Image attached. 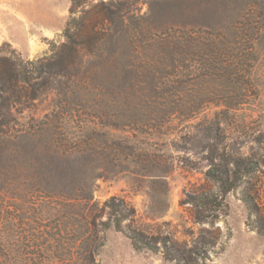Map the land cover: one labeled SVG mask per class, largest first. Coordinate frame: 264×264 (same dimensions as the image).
<instances>
[{
	"label": "rangeland",
	"instance_id": "1",
	"mask_svg": "<svg viewBox=\"0 0 264 264\" xmlns=\"http://www.w3.org/2000/svg\"><path fill=\"white\" fill-rule=\"evenodd\" d=\"M72 1L67 0L63 30L36 38L35 32L50 24L61 0H0V57L24 62L51 57L53 46L66 41L64 29L71 18L96 7L141 16L159 29L218 27L244 10L257 15L259 26H264V0H89L71 14ZM255 59L250 85L245 82L239 90L250 95L244 106L227 110L211 105L197 118L174 119L159 128L113 130L104 121L87 120L99 136L86 153L77 152L75 145L68 153L56 149L50 134L37 131L38 121L61 101V94L56 97L48 86L36 82L38 99L11 116L0 107V208L18 199L16 171L22 168L24 177L36 174L26 190L44 191L34 195L46 201L43 225L61 238V264L81 263L76 245L79 207L73 205L81 198L90 199L103 221L108 220L111 208L106 203L112 198L126 201L135 211L123 221L124 232L112 226L99 233L103 246L96 264H264V235L255 230V218L241 200L248 195L264 210V38ZM80 124L67 129L68 143L80 139L85 122ZM31 126L35 133H19ZM8 130L11 134H5ZM119 147L127 149L122 152ZM237 162L242 176L235 180ZM213 169L231 191L225 198L227 214L221 213L211 224L208 210L189 203L188 196L219 192L221 183ZM63 196L73 198L70 206ZM65 207L70 210L68 218ZM15 235L0 225V245H14ZM11 249L0 246V264H31Z\"/></svg>",
	"mask_w": 264,
	"mask_h": 264
},
{
	"label": "trees",
	"instance_id": "2",
	"mask_svg": "<svg viewBox=\"0 0 264 264\" xmlns=\"http://www.w3.org/2000/svg\"><path fill=\"white\" fill-rule=\"evenodd\" d=\"M87 2L73 0L71 14L76 6ZM258 20L253 12L244 10L236 19L218 27L159 29L141 16H125L119 9L93 8L82 17L71 18L64 29L66 41L53 46L51 57L33 62L0 57V107L11 116L19 107L38 99V81L42 88L48 86L55 92L56 97L61 94V101L36 127L37 131L50 134L55 148L65 153L73 145L81 153L94 148L92 143L99 134L91 130L87 120L104 121L113 130L159 128L174 119L197 118L211 105L236 109L250 98L248 90H239L245 82L250 85L255 50L264 38V26H259ZM82 122L83 136L74 144L68 143L67 129L75 124L79 127ZM36 127L19 133H35ZM119 148L122 152L127 149ZM240 168L241 163L237 162L235 180L242 176ZM16 172L20 200L0 208V225L6 226L7 233L16 234V239L14 245L0 246L14 248L26 263L29 260L31 264H61V238L43 225L48 216L46 201L34 195L44 191L26 190L36 174L24 177L22 168ZM217 172L213 169V176L221 183L218 193L203 191L188 196L189 203H200L208 210L206 219L211 224L221 213L227 214L225 198L231 191L222 184ZM72 200L65 199L67 206ZM241 200L255 218V230L264 235V210L248 195ZM73 205L79 207L76 245L80 264H96V255L103 246L99 233L112 226L124 232L123 221L134 216L135 211L128 208L126 201L112 198L106 203L111 208L108 220L103 221L95 215L89 198L76 199ZM65 210L68 218L70 210Z\"/></svg>",
	"mask_w": 264,
	"mask_h": 264
},
{
	"label": "crops",
	"instance_id": "3",
	"mask_svg": "<svg viewBox=\"0 0 264 264\" xmlns=\"http://www.w3.org/2000/svg\"><path fill=\"white\" fill-rule=\"evenodd\" d=\"M60 7V8H59ZM58 9L57 11L60 10L59 16L56 15L54 12L55 10ZM66 9H67V0H61V4H59L58 8H55V10L51 13L53 16V19H50V24L48 26L42 25L39 27V31L35 32L34 37L40 38L41 36H45L50 38V36L58 34L61 32L64 28L65 24V14H66ZM44 48V47H41ZM29 58H32L33 55H28Z\"/></svg>",
	"mask_w": 264,
	"mask_h": 264
}]
</instances>
